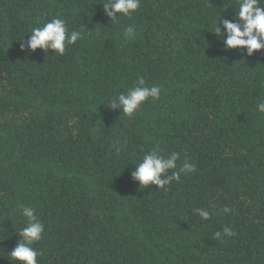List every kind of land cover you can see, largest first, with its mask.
<instances>
[{
    "label": "trees",
    "instance_id": "16d2710c",
    "mask_svg": "<svg viewBox=\"0 0 264 264\" xmlns=\"http://www.w3.org/2000/svg\"><path fill=\"white\" fill-rule=\"evenodd\" d=\"M100 2L0 0V264L23 206L44 225L38 264H264V49L212 33L237 0H141L118 22ZM55 17L81 38L21 51ZM138 77L162 91L129 118L108 99ZM153 148L196 171L140 188L131 173Z\"/></svg>",
    "mask_w": 264,
    "mask_h": 264
},
{
    "label": "clouds",
    "instance_id": "9594fccd",
    "mask_svg": "<svg viewBox=\"0 0 264 264\" xmlns=\"http://www.w3.org/2000/svg\"><path fill=\"white\" fill-rule=\"evenodd\" d=\"M140 2L141 0H101L100 3L110 22H118L120 17H131L139 8ZM237 2L238 10L235 11L233 19L223 21V30L217 22L212 33L223 39L225 49H237L242 54H244L243 50H246V55L252 56L255 51L264 49V0H237ZM135 35L136 30L133 26L123 29L125 40L134 39ZM81 36L80 31L73 30L69 33L66 22L62 18L55 17L43 22L40 27H34L27 43H21V51L25 48L29 51L40 48L45 53L54 50L53 55H63L66 45L75 44ZM161 91V86H146L145 80L138 77L135 87L129 89L127 93L110 97L108 106L115 109L117 107L115 102L119 101L121 113L132 118L145 101L159 100ZM256 110L264 113V101L257 103ZM178 159L179 154L176 152L166 156L159 148H153L136 163L131 178L139 182L140 188L155 185L157 190L165 189V186L173 181L179 182L182 174L187 175L196 171L195 165L187 162L178 167ZM221 211L227 214L230 209L224 207ZM194 212L202 220L210 218V213L206 209L197 208ZM20 215L26 219V224L18 231L20 240L7 254V260L10 264H38L37 257L40 253L33 245L42 239L44 225L37 219L35 210L31 206H23ZM234 235L231 227L223 228V236ZM215 237L221 239V232H216Z\"/></svg>",
    "mask_w": 264,
    "mask_h": 264
}]
</instances>
